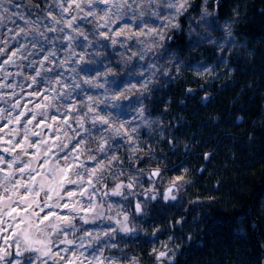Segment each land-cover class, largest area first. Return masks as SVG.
<instances>
[{"label":"snow or ice","instance_id":"6c2138e0","mask_svg":"<svg viewBox=\"0 0 264 264\" xmlns=\"http://www.w3.org/2000/svg\"><path fill=\"white\" fill-rule=\"evenodd\" d=\"M213 2L218 9L221 0ZM66 3L68 8L76 6L73 0H66ZM96 3L105 8L110 7L107 0H96ZM5 4L6 0H0V11ZM17 4H23L29 10L40 11V6L33 4L32 0H12L7 7L20 11L16 8ZM40 4H44V0H40ZM44 6L49 12L44 20L45 24L53 23L50 15L53 11H59L66 19L70 18L67 9L56 6L54 2ZM134 7L135 5H132V8ZM236 10L239 12L238 8ZM28 15H32V11H29ZM231 19L233 22H240L243 16ZM36 22L40 21L37 19ZM124 22L136 26L130 16L126 17ZM29 23L26 19L14 18L8 22L11 25L8 27L0 20V49H4L0 51V264H115L113 253L108 251V248L114 246L115 232L122 231L132 236L136 230L131 226L126 230L114 226H118L121 220L127 223L133 214L147 222L150 217L144 212L141 201L147 203L149 200L162 199L165 202L178 203L175 193L180 189L177 185H190L192 182H187L182 174L175 177L163 192L157 191L155 184L141 192H135L132 182L128 181L118 185L122 191L116 192L115 189L109 190L107 184L98 183L94 172L96 165L108 153L122 150L124 138L129 135L127 128L125 127L121 136L106 139L100 149L89 148L87 141H93L96 132H103L111 125L106 120L85 119L88 113L81 109L78 101L85 98L86 93L76 87L68 67L56 68L59 53L53 54L51 63L45 55L52 44H60L58 40H53L52 44L48 43L47 37L54 36V32L44 36L38 32L12 34L16 24L26 26ZM82 23H85V18H78L76 24ZM119 26L118 22L114 30ZM5 32L11 41L7 45L2 39ZM80 40L83 41V38ZM234 42L233 35L226 37L224 41L225 44ZM67 45L68 42L65 41L60 47ZM80 46L83 47L84 44L81 43ZM26 48H31V51ZM18 53V62H13ZM249 53L251 56L255 55L252 51ZM221 63L227 67V60H221ZM116 67H119V64H116ZM25 71L29 73L30 79L24 76ZM172 72L178 73L179 68L174 66L169 73H165L169 82L176 79ZM48 76H56L58 82L50 85L46 79ZM59 80L64 83H59ZM141 80H144V74H141L137 83ZM70 81L74 89L72 92L67 90ZM125 83L128 81L120 78L119 86ZM147 87V91L140 92L136 103L141 104L145 100L151 102L153 96L150 93L158 91L162 85L156 82L148 84ZM57 89H60L59 93ZM185 91L192 93L195 89L187 88ZM203 99L208 101L207 96ZM63 104L69 106L64 108ZM73 105L76 106L75 111ZM113 107L115 105L101 106L97 111H110ZM162 112L167 113L168 109L164 108ZM136 115L151 116L150 105ZM74 116H80L81 121L78 123L73 119ZM237 120L242 122L243 117L238 116ZM180 121L178 126L187 123L184 117H181ZM134 122L140 123V120L128 121L129 124ZM172 123L170 122L168 127H172ZM170 135L172 139L167 143L175 144L174 133ZM249 139H254V136ZM97 151L100 152L99 156L92 155ZM212 154L204 153V160H209ZM144 159L141 158L138 166ZM176 167L183 165H176L173 170ZM199 171L203 172L205 168L202 166ZM159 176L160 172L154 170L145 179L151 181ZM124 191L135 192L134 199L129 200L124 196ZM105 199L110 203L127 202L132 212H125L121 206L115 218L104 223L105 218L112 216L111 207H106L103 203ZM192 203L199 204L200 201L194 200ZM97 205L102 210L99 215ZM176 224H182V220H177ZM173 227L174 225H169L170 230ZM103 228L113 231L103 232L101 235L100 229ZM161 231L162 229L155 228L150 233L151 239H158V233ZM135 239L139 240L141 237L136 236ZM105 244L108 248L104 247ZM161 247L164 251L153 250L151 253L158 264H176L175 254L179 252V248H169L167 244ZM131 259L133 264H139L137 257Z\"/></svg>","mask_w":264,"mask_h":264},{"label":"trees","instance_id":"16d2710c","mask_svg":"<svg viewBox=\"0 0 264 264\" xmlns=\"http://www.w3.org/2000/svg\"><path fill=\"white\" fill-rule=\"evenodd\" d=\"M200 2L195 0L193 14ZM233 8L243 19L234 30L235 42L225 44L223 51L207 43L190 48L196 38L183 34H176L170 45L180 50L181 58L190 52V65L207 64L214 75L201 79L191 72L183 77L173 73L174 82L159 81L162 87L150 93L153 100H145L151 115L173 122L177 150H169L167 140L159 144L160 152L167 153V172L188 167L186 179L192 183L185 185L178 203L152 202L146 224L151 231L163 230L158 239L141 237L128 249L143 264H154L150 249L168 236L173 238L170 247L179 248L176 264H264V0H221L219 16L209 19L213 36L222 35L220 21ZM250 51L255 55L249 57ZM221 60H227V67ZM187 88L195 91L187 93ZM181 117L187 123L178 126ZM181 140L187 149L179 146ZM206 152L213 153L207 161ZM176 165L183 167L173 170ZM202 166L205 171L200 172Z\"/></svg>","mask_w":264,"mask_h":264},{"label":"clouds","instance_id":"9594fccd","mask_svg":"<svg viewBox=\"0 0 264 264\" xmlns=\"http://www.w3.org/2000/svg\"><path fill=\"white\" fill-rule=\"evenodd\" d=\"M53 2L60 8H66L70 13V18L66 19L59 11H53L50 13L53 23L45 24L44 20L47 19L49 12L44 5ZM73 2L76 6L68 8L66 0H44V4H40V0H32L33 4L40 6V11L37 12L34 9L25 8L23 4L16 5L20 11L10 10L7 4H11L12 0H6L5 6L0 11V20L6 26H9L8 22L13 21L14 18L30 21L26 26L16 24L12 31L13 35L17 32H38L44 36L46 33L54 32V36L47 37L49 44H52L53 40H58L60 44L68 42L67 47L64 48H61L60 44H52L45 55L51 63L53 54L59 53L56 68L68 67L69 75L76 82V87L86 93L85 98L78 101L81 109L88 113L85 119L106 120L111 125L103 132H96L93 141H87L89 148L100 149L106 139L121 136L125 127L127 128L129 135L124 138L125 144L122 150L108 153L96 165L95 179L98 183L107 184L109 190L115 189L116 192L122 191L118 185L126 184L128 181L132 182L135 192H141L151 184L156 185L157 191L163 192L175 177L182 174L187 182H191L186 179L191 171L188 167H183L181 172H167V153L160 152L159 144L172 139L170 135L173 133L172 127H168L169 124L160 115L137 116L136 114L141 113L147 105L145 101L141 104L136 103V98L139 97L140 92L148 90V84L167 80L165 73H169L174 66L179 68V72H172V74L175 73L178 77H183L186 72H191L193 76L201 79L214 75L212 67L200 62L190 65L187 57H190L191 53L187 52L185 53L186 58H181L180 50L170 45L176 34H183L186 39L196 38V42L189 45L190 48L195 49L207 43L218 45L223 51L225 38L233 35L239 23L233 22L231 18L242 15L241 12L233 8L231 15L220 21L222 35L216 37L211 34L213 25L209 18L218 17L219 13L215 7L212 9L208 7L210 0H202L196 14L191 11L195 0H107L110 5L107 8L97 5L96 0H73ZM132 5L135 7L132 8ZM121 9L124 11L121 12ZM29 11H32V15H28ZM128 16L134 21L135 27L133 23L124 22ZM80 17L85 18V23L77 25L76 21ZM182 18L184 23L181 22ZM37 19L39 23L36 22ZM118 22L120 26L114 30ZM65 29H70V31H65ZM80 38H83V41ZM2 39L5 45L11 43L7 32ZM81 43L84 44L83 47L80 46ZM26 50L31 51V48H26ZM41 50H43L42 47ZM247 54L251 57L249 52ZM18 60L19 53L13 58V62H18ZM116 64H119V67H116ZM231 71L234 73L235 70L231 69ZM141 74H144V80L137 83ZM24 76L31 78L27 71L24 72ZM121 77L128 83L119 86ZM46 79L50 85L58 82L56 76H48ZM59 83L63 84L64 81L59 80ZM67 90L69 92L74 90L71 81L67 84ZM59 91L60 89H57V93ZM129 97L133 99H127ZM107 105H115V107L110 111H97V108ZM62 106L67 108L69 105L63 104ZM72 107L75 111L76 106ZM73 119L78 123L81 121L80 116H74ZM136 120H140V123H128V121ZM179 146L185 149L189 147L183 140L179 141ZM109 147H111L110 141ZM177 147L176 143H168L169 150L173 152L177 150ZM104 151L107 153V149ZM92 155L99 156L100 152L97 151ZM142 157L145 158L144 163L142 166L139 163L138 166ZM109 166H111V171H109ZM154 170L160 172L159 178L147 180L145 184V178ZM185 185V183L178 184L177 187L180 190L175 195L179 196L184 191ZM135 192L124 191V196L133 200ZM152 202L154 201L149 200L147 203L141 201L145 213L149 214ZM103 203L112 209V216L105 218L104 223L109 219H114L121 206L124 207L125 212H132L127 202L110 203L105 199ZM101 211L97 205V215ZM129 226L136 230L132 236L117 231L114 235V246L108 248L107 244L104 245L108 251L113 253L115 264H133L131 258L134 256L139 259V264H143V259L128 249L136 241V236L151 239L152 231L143 218H138L134 214L130 216L127 223L121 220L120 224L114 227L126 230ZM112 231L113 229L103 228L100 229V234ZM172 240L171 236L165 238V244L169 248H171ZM153 250L155 252L164 251L161 247H152L149 255ZM151 256L154 264H158L154 255Z\"/></svg>","mask_w":264,"mask_h":264},{"label":"rangeland","instance_id":"374dc122","mask_svg":"<svg viewBox=\"0 0 264 264\" xmlns=\"http://www.w3.org/2000/svg\"><path fill=\"white\" fill-rule=\"evenodd\" d=\"M212 0H210V2H211ZM201 2H202V0H201ZM201 2H200V4H199V8H200V5H201ZM213 3V2H212ZM214 4V3H213ZM211 4L209 3V5H208V7L211 9ZM215 6V5H214ZM199 10V9H198ZM194 14H196V12L194 13ZM210 18H213V17H210ZM209 18V19H210ZM8 27H11V25H9ZM121 79L123 80V78L121 77ZM165 244V243H164ZM158 247H161V245L160 246H158ZM162 248V247H161Z\"/></svg>","mask_w":264,"mask_h":264}]
</instances>
